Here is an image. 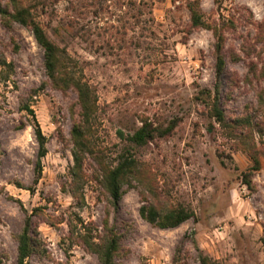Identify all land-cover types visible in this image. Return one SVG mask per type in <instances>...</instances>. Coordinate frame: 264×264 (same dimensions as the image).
Instances as JSON below:
<instances>
[{"label":"rangeland","instance_id":"rangeland-1","mask_svg":"<svg viewBox=\"0 0 264 264\" xmlns=\"http://www.w3.org/2000/svg\"><path fill=\"white\" fill-rule=\"evenodd\" d=\"M24 3L89 87L91 142L108 164L117 163L118 130L132 133L144 120L177 124L140 149V179L125 185L119 209L93 157L84 164V199L74 198L78 93L52 83L32 30L7 26L0 13V264H18L17 236L30 214L42 249L29 264H100L81 234L99 242L107 226L123 235L122 264H202L201 254L210 264H264V0ZM190 4L224 35L225 123L211 109L217 39L210 27L192 25ZM25 105L47 138L38 180L35 121ZM157 198L161 210L183 206L195 218L174 228L151 224L140 208Z\"/></svg>","mask_w":264,"mask_h":264},{"label":"trees","instance_id":"trees-1","mask_svg":"<svg viewBox=\"0 0 264 264\" xmlns=\"http://www.w3.org/2000/svg\"><path fill=\"white\" fill-rule=\"evenodd\" d=\"M197 3V1L195 2ZM37 7V5L35 6ZM191 20L194 27H210L216 36V75L217 82L215 84V96L212 100V115L219 122H226L225 112L220 106V80L226 67V61L223 53L224 35L217 27H211L202 18V13L196 4H190ZM0 13L4 24L10 26L13 22H18L29 27L36 38L37 43L43 48L45 55V67L52 83L63 90L75 89L78 93L80 104V119L75 122L71 138H72V156L74 163L70 169V186L74 198L83 201L84 195L82 185L84 182V164L87 157H93L97 163L99 181L103 185L111 205L115 209H119L120 202L125 192V185H131L132 179L140 177V160L138 155L140 149L145 147L158 137L170 135L175 127L176 122L173 121L167 126L154 125L151 121L144 120L142 124L132 133H125L118 130L117 135L120 139L119 155L116 164H108L102 150L95 148L91 142V125L90 117L94 111L95 103L92 102L90 89L82 84L68 70V66L63 59L62 49L54 41L50 39L43 26L36 19L33 7L26 5L24 0H10V3L0 8ZM4 65L7 61L3 60ZM212 98V92L209 91ZM24 109L29 111L35 121V137L39 145L38 160L36 162V172L38 180L43 171L42 159L47 154V138L43 133L40 123L37 120L35 111L30 105H25ZM256 165H259V159L256 157ZM248 187H252V181L246 180ZM141 216L151 224L160 228H174L182 224L184 221L195 218V212L183 206L170 208L169 210L160 209V198L155 201L148 202L140 208ZM35 214L27 215L18 240V264H29L27 259L33 254L41 252V242L39 238V230L37 221L34 220ZM123 235L115 228L107 226L104 235L99 242H96L87 234H81L82 242L88 249L98 255L100 264H122L118 259L122 250ZM202 264H210L209 257L200 255Z\"/></svg>","mask_w":264,"mask_h":264}]
</instances>
